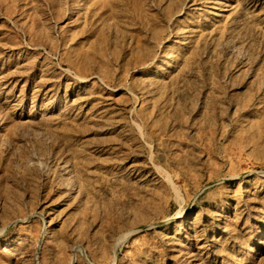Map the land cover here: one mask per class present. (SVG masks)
<instances>
[{"label": "rangeland", "instance_id": "374dc122", "mask_svg": "<svg viewBox=\"0 0 264 264\" xmlns=\"http://www.w3.org/2000/svg\"><path fill=\"white\" fill-rule=\"evenodd\" d=\"M0 264H264V0H0Z\"/></svg>", "mask_w": 264, "mask_h": 264}, {"label": "bare ground", "instance_id": "6f19581e", "mask_svg": "<svg viewBox=\"0 0 264 264\" xmlns=\"http://www.w3.org/2000/svg\"><path fill=\"white\" fill-rule=\"evenodd\" d=\"M166 180H167V182L169 183L170 187H171L173 190H175V192H177V191H176V188H175V186L173 185V183H172V181L170 180V178H169V177H166Z\"/></svg>", "mask_w": 264, "mask_h": 264}]
</instances>
